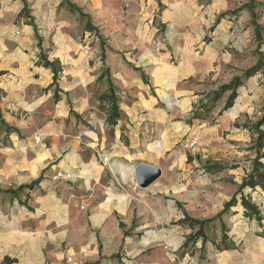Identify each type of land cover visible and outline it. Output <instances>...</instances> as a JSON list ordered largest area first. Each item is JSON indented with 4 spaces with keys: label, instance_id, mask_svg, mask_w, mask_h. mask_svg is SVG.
<instances>
[{
    "label": "rangeland",
    "instance_id": "obj_1",
    "mask_svg": "<svg viewBox=\"0 0 264 264\" xmlns=\"http://www.w3.org/2000/svg\"><path fill=\"white\" fill-rule=\"evenodd\" d=\"M68 1L80 7L87 16L72 14L61 6L57 9L60 16L56 19L69 23L68 29L77 44L72 58H83L94 73L101 71L94 83L78 89L77 102H69L71 108L78 107L83 94L90 95L89 107L83 115L71 110V118L76 125L87 127L90 122L94 123L93 119L107 121L106 111L97 102L99 95L107 89L108 78L117 88L122 112L133 106L144 107L151 114L150 123L160 126H163L159 120L163 115L158 114L165 113L167 125L164 128L167 127L170 145L166 159L173 160L168 161L166 170L151 189L156 191L154 196L160 205L166 208L168 219L155 229H143L139 227L140 219H135L127 228L118 217L119 228L108 222L104 224L107 228L96 229L90 214L84 213L83 205L70 196L73 191L67 189L69 181L65 179L77 171L65 172L54 166L75 150L83 149V145L75 149L65 144L64 153L50 166L54 170L50 172L54 179L64 181L52 185L47 199L52 221L47 230L39 229L43 237L51 240L42 247L44 264H94L103 260H118L125 264L153 250L156 254L173 255L177 263L186 258H193L197 264H206V260L210 263L215 254L222 252L216 243L230 232L226 213L234 206L226 209V203L236 196L237 205L240 204L241 195L251 189L241 190V186L251 173L257 156V135L252 127L264 115V66L256 75L244 80L230 109H224L229 92L215 104L210 96L220 86L254 67L261 55L264 63V0H254L257 4L255 20L249 12L240 10L249 0ZM12 4L11 0H0V25L20 26L21 21L27 22V18L20 15L23 9L17 13L11 9ZM253 21L262 27L260 39L256 37ZM53 46L51 44L49 50ZM123 64L143 74L141 87L119 84L115 69ZM2 120L0 117V142L5 145L9 134H4L6 124ZM8 129L7 126V133ZM261 129L264 130V126ZM121 141L126 144L124 134ZM192 141L196 145L189 147ZM3 155L0 152V159ZM175 161L178 164L174 165ZM261 161L264 162V158ZM123 168L126 169L119 166L120 192L129 190L128 183L122 182ZM235 177L241 178L239 184L234 182ZM42 180L40 175L30 184L17 186L13 181H5L0 172V254L4 251V242L14 234L30 231L17 226L7 228L8 220L12 221V213L16 210L5 208L4 195L7 191L17 195L19 188L25 185L34 184L35 188ZM73 184L77 185V179ZM180 213L184 217L206 221V236L186 244L198 231V226L191 228L187 222L182 229L178 228L180 225L174 218ZM261 216L264 220V215ZM179 231L183 232L184 239L178 247L170 239ZM153 236L166 237L169 247L163 243L161 246L135 245L133 251H128L130 248L122 245L120 240L130 237L139 241ZM94 239L98 245H84L85 242L97 243ZM30 250L32 255L34 251Z\"/></svg>",
    "mask_w": 264,
    "mask_h": 264
},
{
    "label": "crops",
    "instance_id": "obj_2",
    "mask_svg": "<svg viewBox=\"0 0 264 264\" xmlns=\"http://www.w3.org/2000/svg\"><path fill=\"white\" fill-rule=\"evenodd\" d=\"M11 1V9L17 13L25 7V3L27 8H33L29 10V16L34 25L29 23L28 18L26 23L21 21L20 26L0 25V117L6 124L4 134H9L5 145L0 142V152L4 154L0 159V172L5 181H13L17 186L30 184L40 175L43 180L33 189L18 191L16 197L9 193L4 195L5 208L16 210L12 213V221L8 220L7 228L10 230L17 226L30 231L16 233L4 242L0 262L10 257L15 260L12 264H44L42 247L51 240L43 237L39 229L47 230L52 221L47 202L52 185L64 181L54 179V174L50 173L54 170L50 166L56 157L64 153L65 144L75 149L83 145V149L75 150L54 166L65 172L77 171V174L65 179L69 181L67 189L73 191L70 196L83 205L84 213L90 214L96 229L107 228L104 224L108 222L118 227V217L127 228L132 226L135 219H140L139 227L143 229H155L166 223L167 210L154 196L156 191L151 189L157 181L142 189L136 183L134 172L139 163L159 167L164 172L168 161L173 160L166 159L167 146L170 145L167 142V127L164 128L167 125L165 113L158 114L163 115L159 119L163 126L150 123L152 117L149 111L137 106L122 112L121 120L114 126L104 119H93L94 123L90 122L89 127L76 125L70 112L73 110L82 116L89 107L90 95L83 94L78 107L71 108L69 102H77L78 89L94 83L101 71L94 73L83 58H72L77 44L68 29L69 23L56 19L60 16L56 12L62 0ZM36 29L42 39L41 46ZM51 44L54 46L49 50ZM42 53H46L50 61L59 60L63 67L53 86L52 71L38 64ZM142 75L125 64L115 69L119 84L130 88L144 84ZM56 91L58 100L55 99ZM122 134L125 135L126 144L121 141ZM176 164L177 161L174 162ZM66 166L69 168L66 169ZM119 166L126 167L122 169L125 172L122 182L128 183L129 187L125 192L119 190ZM235 178L234 182L239 184L241 178ZM76 179L77 185L73 184ZM244 194L252 198L260 214L264 215V190L249 189ZM174 212L176 215L177 208ZM180 218H184L182 213L175 216V223ZM226 224L230 229L226 233L228 241L235 247L218 252L214 255L215 259L210 263L206 260V264H264V233L261 234L264 220L246 217L243 206L238 204L226 213ZM177 227L182 229L181 226ZM182 236L183 232L179 231L170 240L179 247L184 239ZM94 240L97 242V239ZM120 240L122 245L130 248L128 251H133L135 245H170L163 236L139 241L130 237ZM84 245H98V242H85ZM30 248L34 251L32 255ZM165 254H156L153 250L125 264H187L188 260L190 264L198 263L193 258L177 263L173 255ZM94 264L121 263L118 260H103Z\"/></svg>",
    "mask_w": 264,
    "mask_h": 264
},
{
    "label": "trees",
    "instance_id": "obj_3",
    "mask_svg": "<svg viewBox=\"0 0 264 264\" xmlns=\"http://www.w3.org/2000/svg\"><path fill=\"white\" fill-rule=\"evenodd\" d=\"M256 6L257 4H255L254 0H249L248 3L240 7V10L249 12L253 20H255ZM61 7H65L67 11H69L72 14L77 13L83 18L87 17L86 15L82 13V10L80 7L71 3L68 0H62ZM20 15L28 18L30 20L29 23L31 25H34L32 19L29 16V11L27 9V6L23 8ZM253 24L255 26L256 37L257 39H260V36H261L260 31L262 27L256 24L255 21H253ZM87 25L90 26V23H87ZM35 33L39 41V45L41 46L42 39L41 37H39L37 29L35 30ZM38 64H41L45 68H48L52 71L53 79H54L52 86L55 85L59 79V74L63 71L61 62L57 59L50 61L48 60V56L46 55V53H42L40 54ZM263 66H264V63H263V58L261 55V57L259 58V60L257 61L254 67L245 71L242 76L235 77L228 84H224L220 86V88L217 91L212 93V96H210L211 97L210 99H212V102H214L215 104L224 96L225 93L229 92L228 98L224 105V109L225 110L230 109L234 105L235 99L237 98V95H238V89L244 83V80L249 79L252 76L256 75ZM116 91H117L116 86L113 84L111 79L108 78L107 89L104 92H102V94H100L98 97V104L100 108L106 111L107 113L108 124L113 125V126L116 125L118 120L123 116V113L120 109V99L117 97ZM55 99L56 100L59 99L57 91L55 93ZM197 118H201V117H197ZM262 126H264V115L252 127L255 130V133L257 135V138L255 140L257 156L253 160V169L251 173L249 174V176L244 180L241 186V190L246 187H249L252 190H255L256 188H260L264 190V162L261 161V159L264 158V153L262 152V150L264 149V130L261 129ZM33 186L34 184L21 186L19 188V191H23L24 189H33L34 188ZM7 192L17 196L16 193H14L13 191H7ZM239 202L245 210L246 217H249L251 219L256 218L258 221L262 220L263 217L260 214L258 206L252 201V198L250 196H245L244 194H242ZM237 203H238L237 197L233 196L232 199L228 203H226V209L230 208L231 206H236ZM187 222L190 223L191 228L198 226V231L193 236L189 237L186 244H189V242H191L192 240H196L197 237L206 236L205 234V224H207L206 221L195 220V219H191L190 217L186 216L183 219L179 220L177 223H179L180 226H183ZM216 246L221 251L229 250L235 247L233 243H229L227 234L223 235L221 242L216 243ZM13 262L14 260L10 258H5L2 264H12Z\"/></svg>",
    "mask_w": 264,
    "mask_h": 264
},
{
    "label": "water",
    "instance_id": "obj_4",
    "mask_svg": "<svg viewBox=\"0 0 264 264\" xmlns=\"http://www.w3.org/2000/svg\"><path fill=\"white\" fill-rule=\"evenodd\" d=\"M135 180L142 189H147L162 176V169L156 166L139 163L135 166Z\"/></svg>",
    "mask_w": 264,
    "mask_h": 264
},
{
    "label": "built area",
    "instance_id": "obj_5",
    "mask_svg": "<svg viewBox=\"0 0 264 264\" xmlns=\"http://www.w3.org/2000/svg\"><path fill=\"white\" fill-rule=\"evenodd\" d=\"M196 145L195 141L190 142L189 147H194ZM166 248H168V245H165Z\"/></svg>",
    "mask_w": 264,
    "mask_h": 264
}]
</instances>
